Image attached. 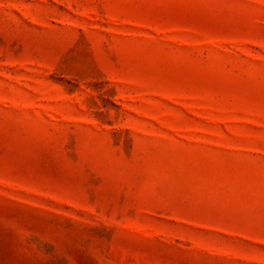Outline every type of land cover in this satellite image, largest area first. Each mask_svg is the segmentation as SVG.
<instances>
[{
  "label": "rangeland",
  "instance_id": "obj_1",
  "mask_svg": "<svg viewBox=\"0 0 264 264\" xmlns=\"http://www.w3.org/2000/svg\"><path fill=\"white\" fill-rule=\"evenodd\" d=\"M0 264H264V0H0Z\"/></svg>",
  "mask_w": 264,
  "mask_h": 264
}]
</instances>
